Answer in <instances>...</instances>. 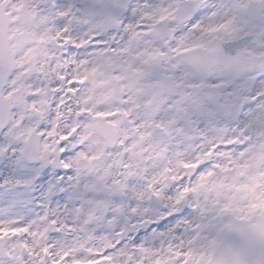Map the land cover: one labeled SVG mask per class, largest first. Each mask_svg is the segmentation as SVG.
<instances>
[{"label": "snow or ice", "instance_id": "obj_1", "mask_svg": "<svg viewBox=\"0 0 264 264\" xmlns=\"http://www.w3.org/2000/svg\"><path fill=\"white\" fill-rule=\"evenodd\" d=\"M0 264H264V0H0Z\"/></svg>", "mask_w": 264, "mask_h": 264}, {"label": "clouds", "instance_id": "obj_2", "mask_svg": "<svg viewBox=\"0 0 264 264\" xmlns=\"http://www.w3.org/2000/svg\"><path fill=\"white\" fill-rule=\"evenodd\" d=\"M55 120V116L53 115L52 116V120H44V121H41V123H44L45 125H47V126H51V124H52V122ZM68 123V120L67 119H65V121H63V122H61V125H60V127L57 129L58 130V132H64V131H66V127H65V125ZM56 159H58V157H56Z\"/></svg>", "mask_w": 264, "mask_h": 264}]
</instances>
